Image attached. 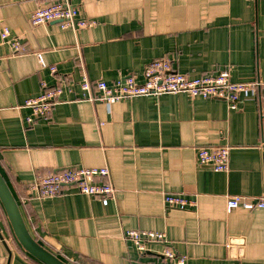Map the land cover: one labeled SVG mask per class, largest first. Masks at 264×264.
Instances as JSON below:
<instances>
[{"label": "crops", "instance_id": "1", "mask_svg": "<svg viewBox=\"0 0 264 264\" xmlns=\"http://www.w3.org/2000/svg\"><path fill=\"white\" fill-rule=\"evenodd\" d=\"M48 1L0 0V32L9 27L12 39H0V171L33 237L69 264H172L164 245L141 252L125 240L130 229L164 232L186 264H264V210L227 207L229 195L264 194V93L230 109L186 93L90 101L80 87L84 78L143 82L158 58L191 77L229 69L233 81H264V0H73L96 22L78 31L34 25ZM62 81L52 111L29 122L26 100ZM224 144L227 171L198 162V147ZM76 166L109 167L116 193L107 205L73 185L44 200L30 189ZM165 193L191 203L167 207ZM2 207L0 264H42Z\"/></svg>", "mask_w": 264, "mask_h": 264}, {"label": "built area", "instance_id": "2", "mask_svg": "<svg viewBox=\"0 0 264 264\" xmlns=\"http://www.w3.org/2000/svg\"><path fill=\"white\" fill-rule=\"evenodd\" d=\"M32 1V0H30ZM36 1V0H33ZM78 6L73 0H51L39 5L32 13V23L42 25L58 21L64 29L71 28L75 31L96 24L94 20L78 16ZM11 31L4 26L0 32L2 44L9 43ZM12 46L15 52H21L22 46L18 40H13ZM40 65L47 67L42 53H37ZM52 73L57 72L56 66H50ZM144 81H137L135 76H120L112 84L104 79L91 81L84 78L80 87L85 92V99L90 101H104L113 103L119 100L130 99L139 96H160L163 94L186 93L192 97L207 99H221L227 102L230 109H237L243 97H254L258 93H264V81H233L229 69L218 72L205 73L191 77L179 72L173 62L167 58H158L149 62L143 72ZM69 81L48 87L43 84L42 92L35 97L26 100L25 105L32 109L29 122H34L39 117L50 113L53 107L60 101L64 87ZM231 159V147L228 144L220 146H200L197 149V160L202 165H209L215 171H227ZM110 169L103 167L76 166L63 171L41 176L30 186L36 191L41 200L53 198L64 193L68 186H75L82 194L101 199L107 205L115 196L116 188L109 180ZM164 203L167 207L186 208L191 202L180 195L164 194ZM228 209L243 208L247 210L263 209L264 194L257 197L247 195H229L227 197ZM127 241L134 243L141 252H147L151 244L164 245L162 255L172 264H186L187 256H178L169 246V240L164 232L153 230L130 229L124 233Z\"/></svg>", "mask_w": 264, "mask_h": 264}, {"label": "water", "instance_id": "3", "mask_svg": "<svg viewBox=\"0 0 264 264\" xmlns=\"http://www.w3.org/2000/svg\"><path fill=\"white\" fill-rule=\"evenodd\" d=\"M0 201L7 213L13 232L20 245L43 264H69L41 245L31 234L21 208L8 182L0 171ZM3 238V236L1 235ZM12 252L10 251L11 259Z\"/></svg>", "mask_w": 264, "mask_h": 264}, {"label": "trees", "instance_id": "4", "mask_svg": "<svg viewBox=\"0 0 264 264\" xmlns=\"http://www.w3.org/2000/svg\"><path fill=\"white\" fill-rule=\"evenodd\" d=\"M1 202V201H0ZM4 209V207H2ZM43 264V263H42Z\"/></svg>", "mask_w": 264, "mask_h": 264}]
</instances>
